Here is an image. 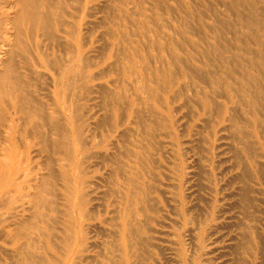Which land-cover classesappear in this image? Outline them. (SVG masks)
<instances>
[{"label":"bare ground","instance_id":"1","mask_svg":"<svg viewBox=\"0 0 264 264\" xmlns=\"http://www.w3.org/2000/svg\"><path fill=\"white\" fill-rule=\"evenodd\" d=\"M223 5L0 0V264H215L228 219L264 260V0Z\"/></svg>","mask_w":264,"mask_h":264},{"label":"rangeland","instance_id":"2","mask_svg":"<svg viewBox=\"0 0 264 264\" xmlns=\"http://www.w3.org/2000/svg\"><path fill=\"white\" fill-rule=\"evenodd\" d=\"M174 8V15L176 17V19H172L173 21V24L179 28L180 27V22L186 20L188 22V24L192 27H195V26H198L199 24V21L200 20H203L202 22L203 23H215L214 20L216 18V16H213V13L214 11L216 12H219V15L221 16H226L225 15V8H224V5H223V1L224 0H169ZM188 1V2H187ZM227 1V0H225ZM149 4V3H148ZM147 3L145 5L149 6L151 4L148 5ZM176 4V5H175ZM178 6V7H177ZM195 6V7H194ZM217 8V9H216ZM216 9V10H215ZM223 10V11H222ZM179 12V13H178ZM199 12V13H198ZM195 13V14H194ZM215 14V13H214ZM211 16V17H210ZM188 17V18H187ZM204 17V18H203ZM234 17V16H233ZM191 18V20H190ZM208 19V20H207ZM181 20V21H180ZM193 22V23H192ZM222 31L225 33L224 36H230L231 34L226 30V29H219V31L215 30V33L213 32H210L213 36H218V35H215L216 33L219 34V35H222ZM221 32V33H220ZM204 34V33H203ZM192 36V35H191ZM194 179L196 180L195 182ZM193 179L192 181V185H193V188L188 191L189 192V201L190 202V205L193 207V212L194 213H197L198 210L197 208L202 204L204 203L203 202V196H204V192L201 190V180L200 177L197 179L196 177ZM200 187V188H199ZM196 188H199V189H196ZM201 190V191H200ZM197 192V193H195ZM202 194H201V193ZM194 193V194H193ZM199 194V195H198ZM198 197V198H195V196ZM198 195V196H197ZM202 196V198H201ZM194 197V200L192 201V198ZM195 199L197 201H195ZM202 201V202H201ZM199 203V204H197ZM196 205V206H195ZM198 206V207H197ZM196 208V209H195ZM197 211V212H196ZM264 216V214H263ZM234 221V222H233ZM231 222V223H229ZM234 223V224H233ZM231 224V225H230ZM222 227H220L221 229H219V232L217 234H214V235H211L210 238L208 239L207 243H208V251L209 255L212 257V260L215 261V264H233L232 260L234 257H235V246L231 244V241H229L231 239V236H233L238 228H236V221L233 220V219H228L224 222H222ZM261 227V228H260ZM264 221L263 222H260L259 223V227H258V232L260 234V236H262V238H264ZM221 230V231H220ZM231 230H232V233H231ZM230 233V234H229ZM262 233V235H261ZM220 234V235H219ZM219 235V237L217 236ZM230 235V236H229ZM226 236V237H225ZM216 238V239H215ZM230 238V239H229ZM213 239V240H212ZM215 239V240H214ZM225 239V241H224ZM228 240V241H227ZM218 241V242H217ZM214 242V243H212ZM212 243V245H211ZM163 244V250H160L159 253L161 252L162 255L158 254L157 257H158V264H175L174 261H172V259L170 258L169 253L170 250H169V247L167 246L166 243L162 242ZM210 244V245H209ZM223 245H226V246H223ZM228 245V246H227ZM215 247V248H214ZM217 247L219 248L217 250ZM223 247V248H222ZM227 247V248H226ZM168 249V250H167ZM233 252H232V251ZM234 254H232V253ZM166 255H164V254ZM232 256H231V255ZM166 256V257H165ZM169 256V257H168ZM229 256V257H228ZM165 258V259H162ZM230 260V261H227ZM165 260V261H164ZM164 263H163V262ZM170 261V262H169ZM212 261V262H213ZM257 264H261L264 263L263 261L264 260H261V258H258L257 259ZM214 264V263H213Z\"/></svg>","mask_w":264,"mask_h":264}]
</instances>
